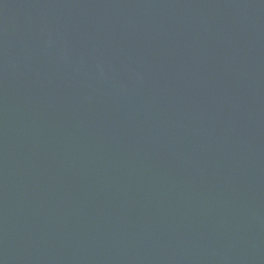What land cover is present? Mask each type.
<instances>
[{
	"label": "water",
	"instance_id": "95a60500",
	"mask_svg": "<svg viewBox=\"0 0 264 264\" xmlns=\"http://www.w3.org/2000/svg\"><path fill=\"white\" fill-rule=\"evenodd\" d=\"M0 264H264V0H0Z\"/></svg>",
	"mask_w": 264,
	"mask_h": 264
}]
</instances>
